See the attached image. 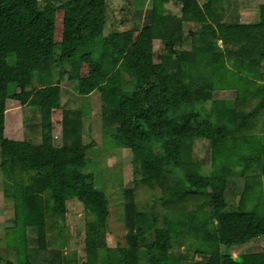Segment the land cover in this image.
<instances>
[{
	"label": "trees",
	"instance_id": "1",
	"mask_svg": "<svg viewBox=\"0 0 264 264\" xmlns=\"http://www.w3.org/2000/svg\"><path fill=\"white\" fill-rule=\"evenodd\" d=\"M169 3L179 7V17L165 9ZM60 7L55 48L53 0H0V71L9 98L30 114L22 127L37 138L33 113L42 111L41 89L64 77L82 100L102 91L104 79L131 75V84L120 82L115 103L101 108L102 137L110 148L130 152L133 181L159 189L162 213L150 218L135 212L132 191L123 190L126 246L107 247V199L93 173L84 171L90 148L81 135L86 105L60 107L55 144L6 139L0 118V176L10 187L2 193L12 208L3 238L14 264H79L73 252H62L57 232L70 198L91 218L85 223L83 264H264V248L229 254L240 237L264 238V5L252 23L213 24L210 0L202 6L197 0H150L136 43L132 31L103 35L105 0H65ZM183 23L198 26L188 30L187 50L180 48ZM154 30L163 50L157 63ZM169 80L179 81L180 91H164ZM225 90L235 91L232 101L212 100L213 91ZM195 141L205 142L206 173L192 154ZM255 157L259 177L245 178L236 206L228 207L226 177H242ZM190 238L199 245L188 255L183 246Z\"/></svg>",
	"mask_w": 264,
	"mask_h": 264
},
{
	"label": "rangeland",
	"instance_id": "2",
	"mask_svg": "<svg viewBox=\"0 0 264 264\" xmlns=\"http://www.w3.org/2000/svg\"><path fill=\"white\" fill-rule=\"evenodd\" d=\"M65 0H53L55 6L54 12V29L52 35V41L57 48L58 43L61 40V19L62 11L61 4ZM208 0H197L198 4L202 6ZM212 1V12L215 19H224L226 11H233V15L240 16L244 21L243 14H246V22H253L256 20L257 10L252 9L254 4L252 0H210ZM230 6L232 9H230ZM150 7V0H105V12H104V26L103 35L132 31L133 41L138 42V32L141 27L143 16ZM165 9L176 18L179 17V7L172 3L166 4ZM235 10V11H234ZM256 14V15H255ZM214 24V23H213ZM198 26L183 23L181 26L182 31V44L181 49H188V30L195 31ZM219 44V43H218ZM152 50L153 61L157 63L159 56L163 52L161 44L159 42V32L154 30L152 33ZM263 70H264V63ZM86 73V66L81 69V74ZM56 80V75L53 76V81ZM126 82L131 84L133 77L127 74H120L119 76H110L108 79H104L102 82V91H95L82 100H78L74 97L72 90L73 83L68 82L64 77L57 85H53L49 88L41 89L42 92V105L41 112L34 111L33 122L37 125V138L35 140L30 135H27V130L23 127H19L17 119L16 136L23 140H40L48 144H55L59 138L60 132V107L62 108H74L75 105L85 104L86 112L81 118V135L84 144H89L90 148L85 153L87 159V166L85 172L93 173V183L100 189L106 196L108 205V215L106 219L105 230V243L109 248H121L126 246L125 234L126 229L124 227V200L123 190L130 189L132 191L134 201V211L138 213L147 214L150 218L160 216L162 213L160 204L157 200L159 196V189L149 188L133 181L131 173V155L126 149L110 148V140L102 137L101 131V115L100 111L102 107L111 106L116 101V94L119 93L118 87L120 82ZM264 86V83H262ZM112 89V92L108 90V87ZM31 87H36L33 84ZM162 88L166 92H178L180 91V82L169 80L162 85ZM10 89L5 82L4 72L0 71V114L3 111L8 110L6 103L11 101L9 98ZM235 96V91H213L212 100H222L225 102L232 101ZM77 99V100H74ZM210 107V102L203 105V109L207 110ZM23 114V113H22ZM30 114L26 111L22 115L28 117ZM264 119V110L260 114ZM40 121V126L38 125ZM45 128L41 129L42 125ZM8 126V124H7ZM11 129V128H10ZM29 136L31 138H29ZM37 140V141H38ZM58 143V142H57ZM204 141H195L193 144V156L201 163L203 172L209 171V156L207 150L204 148ZM260 161L258 157H255L251 161V168L245 170L242 173V177L228 175L226 177V183L223 190V200L228 207H235L239 198V194L242 190L244 179L247 177H259ZM233 169L238 170L235 166ZM206 173V172H205ZM5 184L0 176V264H14V254L11 250H7L4 245L3 230L6 227L11 226L12 208L10 205V198L3 196V189L10 192L8 182ZM264 183V181H263ZM261 184V192L263 198L264 207V184ZM91 218L85 214L82 206L75 199H68L65 201V214L63 219H59L57 222V232L59 233V242L63 245L60 249L64 253L73 252L79 264H83L85 261V247L83 244L85 223L90 221ZM161 227L160 220L156 224ZM149 238V237H147ZM55 244H58L57 242ZM59 245V244H58ZM199 245L196 239L190 238L187 242L188 255L191 254L192 249ZM29 247H34L29 245ZM264 248V238H258L254 240H247L244 237L238 238L233 247L229 250V254L235 258L241 254H252L261 252ZM197 259L198 256L194 255Z\"/></svg>",
	"mask_w": 264,
	"mask_h": 264
},
{
	"label": "crops",
	"instance_id": "3",
	"mask_svg": "<svg viewBox=\"0 0 264 264\" xmlns=\"http://www.w3.org/2000/svg\"><path fill=\"white\" fill-rule=\"evenodd\" d=\"M249 1H251V0H249ZM252 3L254 4L253 5L254 7L252 9L258 11L259 6L264 5V0H252ZM230 9H232L231 6H230ZM232 13H233V11H226V13H224L225 18L222 19V21L229 20L231 22L236 21L238 23H246V24L253 22V20H251V22H246V17H247L246 14H243L244 21H242L240 16L233 15ZM5 107H7L8 110H5L2 112V114H0V118L3 120V137L6 139H9V140H13V141H23V139L21 138V135H20V138L18 136H16V130H17V126H18L16 114L19 116L18 124H19V127L21 128L22 127V115L26 111V108L23 106H20L19 103L14 101V100H11V101L9 100V102L6 103ZM7 124H8V126H7Z\"/></svg>",
	"mask_w": 264,
	"mask_h": 264
}]
</instances>
